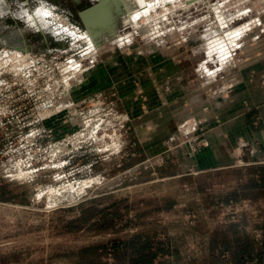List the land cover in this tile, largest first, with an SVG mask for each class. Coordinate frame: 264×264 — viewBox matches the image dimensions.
<instances>
[{"label":"rangeland","instance_id":"1","mask_svg":"<svg viewBox=\"0 0 264 264\" xmlns=\"http://www.w3.org/2000/svg\"><path fill=\"white\" fill-rule=\"evenodd\" d=\"M0 1V264H77L60 255L93 244L113 262L139 232L184 233V262L211 264L216 232L264 236V197L225 202L238 174L215 170L264 158V125H246L264 96L250 104L244 81L264 61V0H124L131 16L109 0L94 35L79 12L95 0ZM216 263L236 264L230 251Z\"/></svg>","mask_w":264,"mask_h":264},{"label":"trees","instance_id":"2","mask_svg":"<svg viewBox=\"0 0 264 264\" xmlns=\"http://www.w3.org/2000/svg\"><path fill=\"white\" fill-rule=\"evenodd\" d=\"M245 169H233V170H219L217 173H237V181L239 188L233 190L224 201L228 202L230 199H237V194L240 193L242 197H252L253 199H259L264 197V164L258 166H251L246 169V174L244 173ZM205 187L200 185L201 190L197 191H206ZM92 200L91 202H94ZM176 202L170 201L164 207L158 208V210H173L176 206ZM96 210V209H95ZM194 211L197 212V221L194 227L196 230L202 229L201 222L199 220L200 209L194 208ZM103 210L95 211L87 210L84 211L81 216L74 219L70 223L69 227L72 229L84 228L83 225L77 224L78 221L83 222L84 224L89 223L91 220L95 219L98 214H101ZM104 220V218H103ZM113 222L111 221L108 225H101L99 228L104 230L113 227ZM233 230V236L229 237L225 233L216 232L211 239L209 244V250L215 252L217 249L220 251L219 255L213 259L211 264H217L216 262L220 260L221 255L224 251H230L231 260L236 264H245L246 261H258L262 259V252L264 250V242L261 244L257 242L253 236L247 234L246 232L238 234L236 230L237 224ZM156 232L153 233H135L129 238L121 240L115 247L113 252V262L103 261L101 256L107 253V245H98L93 244L87 247L80 249L79 251H73L68 254L60 255L62 258L66 257L72 259L78 257V263L87 261L89 264H187L184 262V233L180 235H173L167 238L166 241H161L158 239H153L152 237L156 235ZM103 249V252L100 250ZM108 254V253H107ZM172 256V258H169ZM95 257V258H94ZM196 262V259L192 260ZM205 264H209V260H204ZM203 262V263H204Z\"/></svg>","mask_w":264,"mask_h":264},{"label":"crops","instance_id":"3","mask_svg":"<svg viewBox=\"0 0 264 264\" xmlns=\"http://www.w3.org/2000/svg\"><path fill=\"white\" fill-rule=\"evenodd\" d=\"M255 62L257 63L255 64L254 61L248 62V63H252V65H250V68L246 70L245 78H244L245 88H246L245 92H246V95L248 96L249 103L252 105H256L258 103V101L256 100L257 98L260 99L262 96H264V61L262 60V61H255ZM257 109L259 108L257 107ZM246 125L249 126L248 128H250L251 130H254V129L257 130L259 128L257 125H260V126L264 125V119L259 120V122L257 123V121H254V119L251 118L249 123ZM261 164H264V158L260 156H257V157L252 156L248 159L246 158L245 161L242 162L241 164H237V165L229 164L227 166H220V167L215 168V170L216 171L233 170V169H240V168L247 169L248 167L258 166Z\"/></svg>","mask_w":264,"mask_h":264},{"label":"bare ground","instance_id":"4","mask_svg":"<svg viewBox=\"0 0 264 264\" xmlns=\"http://www.w3.org/2000/svg\"><path fill=\"white\" fill-rule=\"evenodd\" d=\"M126 1V0H125ZM125 1L124 0H113V2H114V4H116L117 6L116 7H118L119 9H120V13H125L126 14V16H131L132 15V10H133V7L134 6H137L136 5V3H131L130 1H127L126 3H125ZM105 2H107V6H109V5H111L112 4V2L111 1H105ZM123 2V4H121ZM134 2V1H133ZM138 3L139 2H141V1H137ZM119 9H118V12H119ZM109 11H111L110 9L108 10V11H104V10H101L100 11V13H99V15L97 14L96 15V17H95V19L94 20H102V23H104V21H105V16H106V14L109 12ZM15 13L17 14V15H19V16H21L23 13H22V11H15ZM51 13H52V11H50L49 9H47L46 7H45V5H41V6H39L37 9H36V11H35V16L37 17V18H39V21L40 22H38L37 24H39V23H42V25L44 26V28H46V26L47 25H49L48 23L49 22H45V20H43V18L45 19V16H46V18H48L50 15H51ZM111 15V14H110ZM110 15L109 16H107V20L110 18ZM125 20H127V19H125ZM92 22H93V20H92ZM34 23V22H33ZM40 27V26H39ZM113 29V28H112ZM235 29V28H234ZM238 29V28H237ZM116 30V29H115ZM235 31V30H234ZM239 31V30H238ZM103 32V31H102ZM106 32H108V31H106ZM112 32H114V31H112ZM231 34H232V32H230ZM236 34V33H235ZM229 35V34H228ZM231 36V35H230ZM87 37V36H86ZM95 37H96V35H95ZM94 37V38H95ZM98 37V36H97ZM100 38V37H99ZM89 42H90V40H88ZM92 41H93V39H92ZM95 42V41H94ZM219 42V41H218ZM95 44V43H94ZM222 47V46H221ZM216 48V47H215ZM224 52V51H223Z\"/></svg>","mask_w":264,"mask_h":264},{"label":"water","instance_id":"5","mask_svg":"<svg viewBox=\"0 0 264 264\" xmlns=\"http://www.w3.org/2000/svg\"><path fill=\"white\" fill-rule=\"evenodd\" d=\"M95 1L97 2H93L90 6L82 9L79 12V16L83 24L85 25L87 31L91 33L93 32V35L97 34L96 31H98V28L103 27L105 23H102V20L99 19L93 20L92 22L91 17L96 16V14L100 13L99 11L102 10V7L105 6V4H107V2L105 1H109V0H95ZM112 12L109 11L104 18H107V16L112 14ZM111 18H114L113 20L115 21V16H112Z\"/></svg>","mask_w":264,"mask_h":264},{"label":"flooded vegetation","instance_id":"6","mask_svg":"<svg viewBox=\"0 0 264 264\" xmlns=\"http://www.w3.org/2000/svg\"><path fill=\"white\" fill-rule=\"evenodd\" d=\"M3 8V9H2ZM12 14L10 12H6V10L4 9V7L2 6V2L0 1V24H3L5 23L6 19H8L9 17H12L11 16ZM2 22V23H1ZM4 25V24H3ZM4 29L3 26L1 27L0 26V30ZM10 34V33H7V34H0V37L4 40H6V42L8 43H11V36H9V38H7L6 36Z\"/></svg>","mask_w":264,"mask_h":264},{"label":"built area","instance_id":"7","mask_svg":"<svg viewBox=\"0 0 264 264\" xmlns=\"http://www.w3.org/2000/svg\"><path fill=\"white\" fill-rule=\"evenodd\" d=\"M258 242H263L264 241V236L261 238H257Z\"/></svg>","mask_w":264,"mask_h":264}]
</instances>
